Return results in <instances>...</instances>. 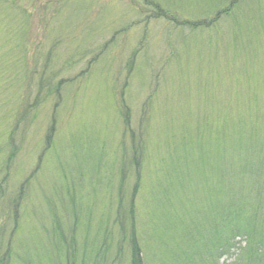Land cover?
<instances>
[{
    "label": "rangeland",
    "instance_id": "obj_1",
    "mask_svg": "<svg viewBox=\"0 0 264 264\" xmlns=\"http://www.w3.org/2000/svg\"><path fill=\"white\" fill-rule=\"evenodd\" d=\"M256 195L264 0H0L12 264H129L131 217L143 264H236L200 233Z\"/></svg>",
    "mask_w": 264,
    "mask_h": 264
},
{
    "label": "trees",
    "instance_id": "obj_2",
    "mask_svg": "<svg viewBox=\"0 0 264 264\" xmlns=\"http://www.w3.org/2000/svg\"><path fill=\"white\" fill-rule=\"evenodd\" d=\"M195 26V24L192 25L194 28ZM51 124L52 128L50 129L49 136L47 137L48 143L51 141V135L53 133V121ZM242 199L249 200L252 203H254L253 199H256L257 201H261L259 204L261 203L264 207V198H261L258 195L244 197ZM250 202L246 203L250 204ZM239 205L226 204L224 206L223 216L220 219H214V225H212L210 229H204L200 233V245L203 249H205L207 256L212 260L217 256L222 257L225 256L224 254L232 252L237 248L235 240L240 239L243 240L244 247H240L237 250L238 254L236 255V264H264V220L255 217L262 214L261 209H263V207L260 208L255 215H252L249 212H245V210L240 208ZM130 211L131 216H133L132 210ZM13 220L14 227L12 233L17 228L16 213ZM135 230L134 220L133 217H131L129 264H143L141 250ZM3 236L4 232L0 230V264H12L10 251L11 242L10 239H8L5 244ZM188 238L190 239V236H188ZM187 252L188 251H186L185 254ZM168 254H170V252ZM176 260L179 264H184V259H181L180 261L176 256V258L172 260V255L170 256V261L165 259L164 264H178L175 262Z\"/></svg>",
    "mask_w": 264,
    "mask_h": 264
}]
</instances>
